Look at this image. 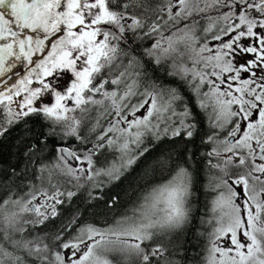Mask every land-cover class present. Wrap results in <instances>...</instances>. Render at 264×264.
<instances>
[{"label": "snow or ice", "instance_id": "snow-or-ice-1", "mask_svg": "<svg viewBox=\"0 0 264 264\" xmlns=\"http://www.w3.org/2000/svg\"><path fill=\"white\" fill-rule=\"evenodd\" d=\"M18 128L0 264H179L201 161L202 264H264V0H0V139ZM142 160L110 222L72 208Z\"/></svg>", "mask_w": 264, "mask_h": 264}, {"label": "trees", "instance_id": "trees-1", "mask_svg": "<svg viewBox=\"0 0 264 264\" xmlns=\"http://www.w3.org/2000/svg\"><path fill=\"white\" fill-rule=\"evenodd\" d=\"M202 25L205 21L200 22ZM201 121L200 128L201 134L206 130V126L203 123V117H199ZM32 126L37 132L41 131V126L38 122H31ZM22 135V129L14 130L6 139H0V169H7L9 165H15L18 163L19 152L22 151L21 146L17 143V137ZM197 139V144H199V137ZM155 146L151 150V154L147 157L150 162L156 157L166 155L169 151L176 152L179 151L183 145L177 140L172 143L169 140H164L162 142H153ZM191 147V146H190ZM209 150L208 146H201L199 151L206 152ZM49 155H52L49 153ZM200 159V156H197ZM203 161H201V172H200V182L196 186L195 195L193 197V218L191 224L188 225L185 239L181 241L180 249L177 252L175 259L179 261V264H202L203 260V249L205 245L204 238L200 235L204 231V227L201 225V218L205 217L207 214L208 202L211 198V194L204 190V168ZM144 167V161L138 162V165L134 166L133 170L125 174V177L117 184L105 189L104 199L100 201H93V206L89 207L87 204V193L81 190L80 194L74 198L72 203V208L79 207L81 211L87 208L85 213L86 219L89 221H95L97 223H104L105 221L110 222L114 216L119 215L121 211L130 203L132 199H135L138 186L141 184V173ZM31 176V173L28 174ZM27 179V178H25ZM2 176H0V183H2ZM39 183V181H37ZM19 185V187H16ZM13 188L17 193L27 191L25 184H22L20 180H16L13 183ZM65 190L76 189L72 187L71 184L65 185ZM3 189L0 188V194H2ZM113 195H118L120 199L119 206L115 209H108L105 206V201L110 199ZM59 221H57V224ZM55 227L56 225H51Z\"/></svg>", "mask_w": 264, "mask_h": 264}, {"label": "rangeland", "instance_id": "rangeland-1", "mask_svg": "<svg viewBox=\"0 0 264 264\" xmlns=\"http://www.w3.org/2000/svg\"><path fill=\"white\" fill-rule=\"evenodd\" d=\"M49 228L54 230L55 227H52L49 225ZM187 228H188V226H186L185 229L183 230V235L180 237V243L182 240L185 239Z\"/></svg>", "mask_w": 264, "mask_h": 264}, {"label": "water", "instance_id": "water-1", "mask_svg": "<svg viewBox=\"0 0 264 264\" xmlns=\"http://www.w3.org/2000/svg\"><path fill=\"white\" fill-rule=\"evenodd\" d=\"M18 67H19V65H18Z\"/></svg>", "mask_w": 264, "mask_h": 264}]
</instances>
